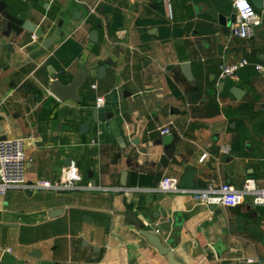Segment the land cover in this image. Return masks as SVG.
<instances>
[{"label": "crops", "instance_id": "1", "mask_svg": "<svg viewBox=\"0 0 264 264\" xmlns=\"http://www.w3.org/2000/svg\"><path fill=\"white\" fill-rule=\"evenodd\" d=\"M255 9L262 21L241 38L229 0H0V138L23 139L27 179L54 181L78 164L83 184L142 188L7 190L0 264H169L142 229L182 264L264 261V205L151 190L165 175L180 182L188 166L193 188L248 177L264 187V83L254 67L264 6ZM241 58L249 64L235 79L219 76ZM53 71L63 84L83 72L75 99L48 91Z\"/></svg>", "mask_w": 264, "mask_h": 264}, {"label": "built area", "instance_id": "2", "mask_svg": "<svg viewBox=\"0 0 264 264\" xmlns=\"http://www.w3.org/2000/svg\"><path fill=\"white\" fill-rule=\"evenodd\" d=\"M238 17V22L231 27L232 35L241 38H248L254 34L255 28L262 21V14L258 13L249 0H246L249 8L243 10L245 15H241L239 8L234 6V0H229ZM252 15H247L248 11ZM94 10L89 7V12ZM243 33V35H241ZM249 64L245 58H241L230 64H221L219 67V76L221 78L237 77V72L242 67ZM255 70L264 83V63L255 62ZM95 87V85H92ZM104 104L103 96H97L95 107H101ZM160 132L167 134L170 132L168 126L161 127ZM205 156L203 154L201 159ZM74 169V171H73ZM77 177H79L77 179ZM82 177L79 169L70 164L55 179L28 180L26 177V155L22 138H4L0 139V195L10 189H21L24 191H74L77 189H97L101 191L129 193L133 190H142L140 187H126L122 185L99 186L91 183H82ZM153 191L163 193H183L189 194L200 204L207 206H225L228 204H240L249 200L254 205H264V187L257 186L253 178H245L239 187L230 183L209 184L203 188H183L179 186L178 179L172 176H163L156 187L151 188Z\"/></svg>", "mask_w": 264, "mask_h": 264}, {"label": "water", "instance_id": "3", "mask_svg": "<svg viewBox=\"0 0 264 264\" xmlns=\"http://www.w3.org/2000/svg\"><path fill=\"white\" fill-rule=\"evenodd\" d=\"M251 3L257 9H261L264 6V0H251ZM75 12H74V14H75ZM23 28L28 30V31L33 32L37 36H40L42 33L40 27L36 26L34 23H32L28 20L24 21ZM90 38L92 40H96V38H97V31L96 30H93L90 32ZM50 40H52L51 37H47L43 41L46 43ZM44 42H43V44H44ZM260 59H262V61L264 62V54L260 56ZM180 66L183 69L184 74L187 77H190L191 72H190L189 63H181ZM51 73L52 74H51V80L48 84V91L59 100L75 99L76 98V89L81 84L82 79H83V72L79 71L78 73H76L72 77L71 81L68 84H63L57 78V75L55 74L54 71ZM104 73H105V66H100L98 68V77L100 78ZM237 90L238 89L235 87V89L233 90V93H236ZM170 138H171V135H166L164 137V140H168ZM0 139H4V138L1 137ZM75 166L78 167V164H76ZM193 168L190 166L186 167V173L183 175L182 179L179 182L180 187L189 188V189L194 187V181L191 179V176L190 177L188 176V174H193V171H194ZM91 184L95 185L96 183L94 180H92ZM122 184L124 185L125 182L122 181ZM58 192L64 193L65 191H58ZM60 212H61L60 208L53 209L50 211L49 215L55 216L56 214H58ZM133 221L135 223H137L136 220H133ZM140 234L143 235L144 237H146L148 242L151 243L152 245H154L158 249L160 254L166 256V259H167L169 264H182L181 262H179L178 260L175 259L170 248L161 242L160 237L157 234L150 232L148 230H144V229H142L140 231ZM37 252L38 251H33V253H37ZM238 264H264V261L262 259H259L257 261L242 260V261H239Z\"/></svg>", "mask_w": 264, "mask_h": 264}, {"label": "clouds", "instance_id": "4", "mask_svg": "<svg viewBox=\"0 0 264 264\" xmlns=\"http://www.w3.org/2000/svg\"><path fill=\"white\" fill-rule=\"evenodd\" d=\"M234 6L237 7V8H239L240 10H242V11H241V15H242V16L245 15V12H244L243 10L249 8V6H248L246 0H234ZM247 15H252V13H251L250 10L247 12ZM241 35H243V33H241ZM73 171H74V169H73ZM78 178H79V177H77V179H78Z\"/></svg>", "mask_w": 264, "mask_h": 264}]
</instances>
